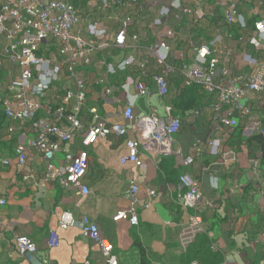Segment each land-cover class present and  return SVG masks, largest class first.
<instances>
[{
  "label": "built area",
  "instance_id": "obj_1",
  "mask_svg": "<svg viewBox=\"0 0 264 264\" xmlns=\"http://www.w3.org/2000/svg\"><path fill=\"white\" fill-rule=\"evenodd\" d=\"M91 68L104 70L95 79V84L104 86V97L113 91L125 94L124 123H108L96 106H87L88 81L83 73ZM118 77L121 81L110 85ZM175 77L181 90L196 88L207 101L215 99L211 105L219 117L207 140H195L197 155L206 152L227 165L237 155L223 146L220 133L228 139L240 127L245 139L264 138V0H0V106L9 122L30 133L29 140L15 147L19 171L34 151L43 161L44 182H57L86 197L89 189L83 179L88 148L108 137L126 138L128 131L136 140L126 138L128 154L120 163L142 167L141 147L156 155L159 163L172 155L182 118L173 116L171 105L164 106L162 116L151 108L149 114L136 118L135 103L140 98L168 97ZM62 80L70 86L56 88ZM130 91L133 96L127 95ZM49 99L55 101L54 112L47 104ZM85 112L91 123L80 133ZM197 115L194 112L190 117ZM5 133L14 135L15 127L8 126ZM76 136H80L81 148L76 153L65 152L63 165H58L57 152ZM261 157L259 151L250 160L256 179ZM192 163L193 158H187L183 165ZM8 164V160L0 161V165ZM209 181L218 188L216 177ZM259 181L264 189V180ZM179 190L185 191L181 195L184 207L193 210L178 235L185 251L205 231L202 214L213 205L191 175L179 177ZM138 193L131 181L129 207L118 211L113 221L138 225ZM154 195L149 192V197ZM149 201L143 203V209ZM4 205L0 199V207ZM74 225L71 213L64 212L59 228ZM79 229L84 238L99 245L104 256L109 255L112 248L101 238L94 221L82 217ZM15 246L21 256L35 261L37 247L28 237L18 236ZM57 246L52 233L49 247ZM104 264L119 263L111 258Z\"/></svg>",
  "mask_w": 264,
  "mask_h": 264
},
{
  "label": "crops",
  "instance_id": "obj_2",
  "mask_svg": "<svg viewBox=\"0 0 264 264\" xmlns=\"http://www.w3.org/2000/svg\"><path fill=\"white\" fill-rule=\"evenodd\" d=\"M103 71L91 68L83 73L88 81L87 106H96L108 123H124L125 94L113 91L104 97V86L95 84V79ZM171 80L168 97L152 96L136 101L135 117L149 114L151 108L162 116L165 105L173 107V116H180L182 121L180 131L173 138L172 155L157 163L156 155L141 147L142 167L133 163L122 165L120 159L128 154L126 138L136 140L135 134L128 131L123 139L108 137L99 140L88 148L89 164L83 179L89 189L86 197L77 190L63 189L57 182H44L43 161L34 151L29 152L24 170H18L15 147L18 142L29 140L30 133L19 124L9 122L0 106L3 119L0 124V161L8 160L9 163L0 165V199L5 201L0 207V264H104L111 258L119 264H142L141 249L146 264H183L182 258L195 243V248L202 249V253L188 264H214V256L220 259L215 264H264V189L260 188L259 181V178L264 180V163L257 172L258 179L253 177L250 164V160L257 156L258 148L253 152L250 150L239 127L228 139H224L221 133L218 136L225 148L236 153L235 164L223 165L206 152L197 155L195 140H207L219 117L211 105L215 99L210 97L207 101L206 95L198 94L196 88L181 90L179 80L176 77ZM120 81L121 77L111 79L110 85L115 86ZM147 85L153 86L151 81ZM69 86L66 80L55 84L59 89ZM190 90L195 99L187 94ZM127 95L133 96L134 93L130 91ZM47 104L54 112L55 101L49 99ZM188 104L192 107L184 108ZM194 112L198 115L191 118ZM90 123L85 112L82 117L84 128L80 133ZM11 125L15 127V134L9 136L5 130ZM240 132L241 142L237 138ZM80 148V136H76L71 144H64L57 152V164L63 165L65 152L76 153ZM187 158H193L190 166L183 165ZM28 173L34 174L35 179ZM182 174L195 177L205 199L213 205L205 208L202 214L205 231L200 235H206L209 243L201 247L195 239L188 247L191 248L185 251L180 247L178 235L181 226L189 222L193 210L185 208L182 203L181 195L185 194L179 190ZM211 176L218 180L217 189L209 181ZM131 181L139 188L137 226L130 225L127 220L113 221L118 211H126L129 207L127 190ZM150 191L155 192L153 197H149ZM148 200V208L143 209V203ZM64 212L71 213L75 225L60 229L58 223ZM82 217H88L98 225L101 238L112 248L108 256L103 255L98 244L82 236L79 229ZM52 233L58 240L56 248L49 247ZM18 236H26L36 245L35 261L18 253L15 246Z\"/></svg>",
  "mask_w": 264,
  "mask_h": 264
},
{
  "label": "trees",
  "instance_id": "obj_3",
  "mask_svg": "<svg viewBox=\"0 0 264 264\" xmlns=\"http://www.w3.org/2000/svg\"><path fill=\"white\" fill-rule=\"evenodd\" d=\"M194 90V89H193ZM187 94H189L190 97H192L193 99H195V94L192 90H190L189 92H187ZM192 107V104H188L187 106H185L184 108L186 109H190ZM2 116L0 115V124L2 123L3 119L1 118ZM237 138L239 140V142H241L242 136H241V132L237 135ZM239 144V143H238ZM246 145L250 148V150L253 152L255 151L257 148L260 151L262 157V163H264V138L260 135H255L252 138H248L246 139ZM250 156L251 153H250ZM264 197V195H263ZM198 237V236H197ZM197 241H199L201 243V247L202 245H207L209 243V240L207 239L206 235H200L199 238H196ZM196 243L193 245V249H188L189 251H187V253L185 254V257L182 258V263L183 264H188L190 263L192 260H196L198 259V255L201 254V250L199 248H195ZM141 254H142V264H146L145 262V253L144 251L141 249ZM213 257V256H212ZM220 259H218L216 256L213 257V263H218Z\"/></svg>",
  "mask_w": 264,
  "mask_h": 264
},
{
  "label": "rangeland",
  "instance_id": "obj_4",
  "mask_svg": "<svg viewBox=\"0 0 264 264\" xmlns=\"http://www.w3.org/2000/svg\"><path fill=\"white\" fill-rule=\"evenodd\" d=\"M236 162H237V160H236L235 162H230V163H228L227 165L230 166V165H232V164H235Z\"/></svg>",
  "mask_w": 264,
  "mask_h": 264
},
{
  "label": "bare ground",
  "instance_id": "obj_5",
  "mask_svg": "<svg viewBox=\"0 0 264 264\" xmlns=\"http://www.w3.org/2000/svg\"><path fill=\"white\" fill-rule=\"evenodd\" d=\"M106 245L108 246V243H106Z\"/></svg>",
  "mask_w": 264,
  "mask_h": 264
}]
</instances>
